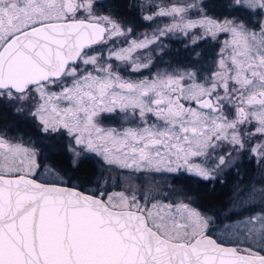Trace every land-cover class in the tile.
<instances>
[{
    "label": "snow or ice",
    "instance_id": "6c2138e0",
    "mask_svg": "<svg viewBox=\"0 0 264 264\" xmlns=\"http://www.w3.org/2000/svg\"><path fill=\"white\" fill-rule=\"evenodd\" d=\"M0 264H264V0H0Z\"/></svg>",
    "mask_w": 264,
    "mask_h": 264
},
{
    "label": "flooded vegetation",
    "instance_id": "af4514ba",
    "mask_svg": "<svg viewBox=\"0 0 264 264\" xmlns=\"http://www.w3.org/2000/svg\"><path fill=\"white\" fill-rule=\"evenodd\" d=\"M118 1H120V0H111V2L115 3V4ZM246 173L249 174V175L251 174V166L250 165H246L245 167H242L240 169V174H241L240 177H237L236 174L233 173L232 177L225 181V184H223V185L217 184L214 189L211 188V187H208L207 193L208 194L217 193L218 195H220V194L229 195L231 186L234 183H236L238 179H240V178L247 179L248 178V175H245ZM203 190H204V188L201 191H203ZM223 198H221V200H220V201H222V204L225 203V197H223Z\"/></svg>",
    "mask_w": 264,
    "mask_h": 264
},
{
    "label": "trees",
    "instance_id": "16d2710c",
    "mask_svg": "<svg viewBox=\"0 0 264 264\" xmlns=\"http://www.w3.org/2000/svg\"><path fill=\"white\" fill-rule=\"evenodd\" d=\"M122 3H123V0H120L116 4H122ZM61 166L64 167L67 170L68 164H67L66 159L61 163ZM88 171H90V165L86 164V165L83 166V168L81 169L80 172L70 173V175H75L76 177L82 179V178L85 177V175H86V173ZM207 191H208V188H204V190L200 192V196H201L202 202L205 205H207L209 203H215V204L219 205V204H222V201H220L221 198L225 197V202H226V200L228 198V195H223V194L218 195L217 193L208 194Z\"/></svg>",
    "mask_w": 264,
    "mask_h": 264
}]
</instances>
